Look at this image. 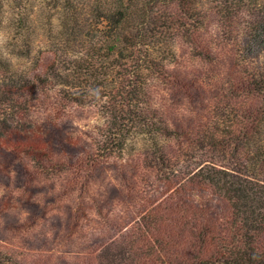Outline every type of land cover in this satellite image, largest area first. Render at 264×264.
I'll list each match as a JSON object with an SVG mask.
<instances>
[{
    "label": "trees",
    "instance_id": "16d2710c",
    "mask_svg": "<svg viewBox=\"0 0 264 264\" xmlns=\"http://www.w3.org/2000/svg\"><path fill=\"white\" fill-rule=\"evenodd\" d=\"M5 14L31 64L0 55V264H264V0Z\"/></svg>",
    "mask_w": 264,
    "mask_h": 264
},
{
    "label": "rangeland",
    "instance_id": "374dc122",
    "mask_svg": "<svg viewBox=\"0 0 264 264\" xmlns=\"http://www.w3.org/2000/svg\"><path fill=\"white\" fill-rule=\"evenodd\" d=\"M2 10L10 11V9L3 4ZM53 12H48L47 15L52 14ZM32 18H34L35 24L38 28L37 33H40L41 36L37 38L42 39V36L46 35L48 33V28H53V32L55 33L57 31V20L53 16L52 21L53 25L48 24V18L45 15V13H41L39 9H34V12L32 13ZM52 16V15H50ZM10 16L9 14H5L3 20L0 22V55L3 58H6L10 61H12V64H14L15 69H28V66L31 64V58L27 57H18L16 53H18L19 48L14 45L16 32L15 29L10 22ZM177 51L181 57L185 60H192L194 59L191 55V49L187 45L186 42H179L177 44ZM92 112H85L83 114V118L81 119V122L83 125H91L94 124L97 120L95 119V116L91 114Z\"/></svg>",
    "mask_w": 264,
    "mask_h": 264
}]
</instances>
